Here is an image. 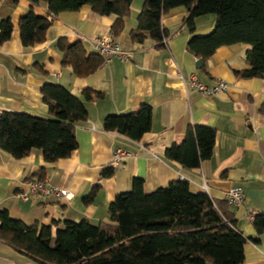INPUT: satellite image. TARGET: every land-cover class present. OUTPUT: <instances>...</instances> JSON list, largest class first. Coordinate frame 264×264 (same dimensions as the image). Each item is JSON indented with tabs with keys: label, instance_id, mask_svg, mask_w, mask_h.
Returning <instances> with one entry per match:
<instances>
[{
	"label": "crops",
	"instance_id": "1",
	"mask_svg": "<svg viewBox=\"0 0 264 264\" xmlns=\"http://www.w3.org/2000/svg\"><path fill=\"white\" fill-rule=\"evenodd\" d=\"M145 0H134L124 28L115 39L130 54L129 61L116 60L100 66L94 73L81 77L63 64L57 42H81L87 55L97 54L94 40L111 34L116 16H99L90 6L78 11L62 12L46 33V40L34 46L21 43L19 20L33 10L48 17L46 3L35 5L29 0H0V21L10 18L14 31L0 46V112H21L51 118L43 101L46 84H58L80 97L88 110V120L76 126L78 148L68 158L47 163L41 150L22 159L0 149V210L27 225L52 227L53 232L65 222L88 221L94 225L109 222V207L116 196L132 189L134 178L145 181L147 192L167 187L171 182L186 180L194 194L206 193L212 199L225 200L227 192L239 188L245 195L242 206L230 208L238 231L245 238H256L253 219L264 213V78H241L235 71L249 68L247 44L223 46L204 60L188 50L194 35H207L215 27L216 17L196 19L191 33L183 24L188 16L185 7L172 9L162 19L170 38L164 48L147 39L143 44L132 41L138 16ZM196 74L201 82L213 86L222 79L230 88L213 97L189 89L182 76ZM105 94L99 101H86L83 91ZM142 104L153 109L152 131L141 141H133L117 132H106L104 120L109 115L135 112ZM190 125L216 129L213 156L197 169H185L165 159L164 152L182 141ZM135 154L119 167H113L117 149ZM44 168L42 174L40 169ZM113 168L114 175L101 176ZM41 177H43L41 179ZM30 180H44L49 185L67 189L72 200L55 196L29 194ZM96 188L94 200L86 198ZM243 264H264V233L258 244L244 247ZM0 264H40L7 244L0 242Z\"/></svg>",
	"mask_w": 264,
	"mask_h": 264
},
{
	"label": "trees",
	"instance_id": "2",
	"mask_svg": "<svg viewBox=\"0 0 264 264\" xmlns=\"http://www.w3.org/2000/svg\"><path fill=\"white\" fill-rule=\"evenodd\" d=\"M29 1L35 5L46 3L49 16H39L33 10L21 16L19 30L24 46L43 43L60 13L84 6H90L99 16L115 15L110 35L119 37L134 0ZM177 7L187 9L183 24L191 33L196 31L197 18L216 17L211 33L194 35L188 43L193 55L206 60L220 47L247 44L249 68L235 74L264 78V0H145L138 27L131 33L132 41L143 44L150 39L156 48H164L170 35L162 19ZM13 31L10 18L0 21V46L11 39ZM57 47L63 54V64L77 76H88L103 64L98 53L87 55L81 42L61 38ZM42 95L51 118L0 112V149L16 159L41 150L45 162L54 163L78 148L76 126L86 122L89 115L83 100L58 84H46ZM83 95L89 102L105 97L93 90H85ZM152 126L153 109L149 104H142L135 112L109 115L103 125L106 132H117L133 141H141ZM216 137L215 128L190 125L182 141L168 147L164 157L185 169H197L213 156ZM43 171L41 168L39 174ZM113 175V168L101 174L103 178ZM95 193L96 188L86 203L94 200ZM230 208L226 199L192 193L186 180L173 181L149 193L145 181L136 177L132 189L117 195L110 204L109 222H65L63 228L53 232L52 227L27 225L7 210H0V242L40 264H243L245 245L258 244L264 233V213L253 219L258 236L245 238Z\"/></svg>",
	"mask_w": 264,
	"mask_h": 264
},
{
	"label": "built area",
	"instance_id": "3",
	"mask_svg": "<svg viewBox=\"0 0 264 264\" xmlns=\"http://www.w3.org/2000/svg\"><path fill=\"white\" fill-rule=\"evenodd\" d=\"M94 44L98 55L103 60V65H111L116 60H130V54L123 50L115 37L110 34L102 35L96 38L94 40ZM182 79L189 89L194 90L205 97L216 96L230 88L229 83L222 79L217 80L213 86L209 87L201 82L196 74H192L188 78L182 76ZM134 156L135 154L132 152H128L119 148L115 150L113 154L112 166L115 168L119 167L125 160L133 158ZM28 189L29 190L27 192L21 193L19 197L24 200L29 198V194L55 196L58 198H64L66 200H72L74 197V194L69 190L51 186L47 181L44 180H30L28 182ZM225 199L230 207L236 208L243 205L245 195L241 189L233 188L227 192Z\"/></svg>",
	"mask_w": 264,
	"mask_h": 264
},
{
	"label": "water",
	"instance_id": "4",
	"mask_svg": "<svg viewBox=\"0 0 264 264\" xmlns=\"http://www.w3.org/2000/svg\"><path fill=\"white\" fill-rule=\"evenodd\" d=\"M204 60L203 59H199L196 63V68L201 69L203 66Z\"/></svg>",
	"mask_w": 264,
	"mask_h": 264
}]
</instances>
